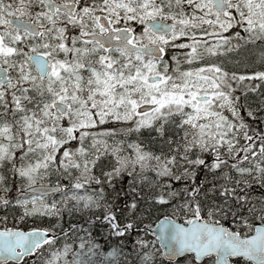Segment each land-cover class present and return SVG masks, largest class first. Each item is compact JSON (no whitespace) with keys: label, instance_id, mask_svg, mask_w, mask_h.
<instances>
[{"label":"snow or ice","instance_id":"1","mask_svg":"<svg viewBox=\"0 0 264 264\" xmlns=\"http://www.w3.org/2000/svg\"><path fill=\"white\" fill-rule=\"evenodd\" d=\"M0 212V264H264V0H0Z\"/></svg>","mask_w":264,"mask_h":264},{"label":"trees","instance_id":"2","mask_svg":"<svg viewBox=\"0 0 264 264\" xmlns=\"http://www.w3.org/2000/svg\"><path fill=\"white\" fill-rule=\"evenodd\" d=\"M239 60L241 61H245L247 59H249L247 53L245 52H241V54L239 55L238 57ZM55 181V178H51V182H54ZM43 183H50L49 180H44V181H41ZM122 187H127V185H123ZM58 198V197H56ZM147 190H145V198L144 200L141 201V212L143 213V219H144V224H150L151 226L154 225L155 222H157V218H161L163 217L164 214H166L167 210L166 209H160L158 210L157 208H152L149 206V204L147 202ZM3 213L0 212V215H2ZM68 222H71V223H77L78 221L73 219V218H70V217H67L66 216V223H65V227H67V224ZM9 227L12 226V218H11V214H9V224H8ZM46 225H32V224H28L26 227L28 228H31V227H44ZM154 238V237H153ZM135 239V237H130L129 238V242H128V245L127 247L130 249L132 247V243L131 241ZM29 259V264H32V261H31V258H28ZM160 260H163L164 261V264H167V260L164 258V257H160ZM158 264H159V261H158Z\"/></svg>","mask_w":264,"mask_h":264},{"label":"bare ground","instance_id":"3","mask_svg":"<svg viewBox=\"0 0 264 264\" xmlns=\"http://www.w3.org/2000/svg\"><path fill=\"white\" fill-rule=\"evenodd\" d=\"M41 183H42V184H49V183H43V182H41ZM161 218H163V217H161ZM156 223H158V221L155 222L154 225H155ZM154 225H153V226H154ZM153 226H152V227H153ZM153 237H154V236H153Z\"/></svg>","mask_w":264,"mask_h":264},{"label":"water","instance_id":"4","mask_svg":"<svg viewBox=\"0 0 264 264\" xmlns=\"http://www.w3.org/2000/svg\"><path fill=\"white\" fill-rule=\"evenodd\" d=\"M156 224H157V223H156ZM156 224H155V225H156ZM155 225L153 226V228H155ZM165 259H166V258H165Z\"/></svg>","mask_w":264,"mask_h":264}]
</instances>
